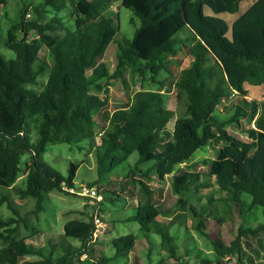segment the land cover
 Returning a JSON list of instances; mask_svg holds the SVG:
<instances>
[{
  "label": "trees",
  "instance_id": "trees-1",
  "mask_svg": "<svg viewBox=\"0 0 264 264\" xmlns=\"http://www.w3.org/2000/svg\"><path fill=\"white\" fill-rule=\"evenodd\" d=\"M241 1L121 0L140 19L128 37L119 33L115 17L104 13L109 0H20L19 17L4 39L14 56L0 51V185L15 188L21 197L35 198L40 211L49 192L75 186L79 167L71 162L65 176L46 164L43 154L49 145L79 144L99 136L98 177L89 185L117 201L119 195L102 185L110 181L112 170L135 154L122 185L127 179L136 189L137 203L127 222H137L143 236L150 239L157 234L169 244L172 256H181L173 232L180 223L160 218L167 212L156 199L160 188L151 182L168 176L180 203L194 193L200 210L188 203L198 216L196 230L212 241V253L199 255L196 264H255L254 254L264 248V222L249 224L247 217L256 208L264 216V98L248 99L246 83L264 87V0L253 1L231 25L204 10L208 6L216 14L234 13ZM27 10L33 16L25 21ZM63 12L71 13L73 25ZM1 27L0 20V34ZM113 42L118 50L111 71L102 57ZM44 46L48 57L40 55ZM182 49L191 60L170 85L176 90V109H171L166 104L165 91L170 89L164 90L165 74ZM124 66L158 88L142 86L126 105L109 112L108 92ZM232 96L240 100L222 115L220 103ZM174 117L169 138L167 125ZM99 118L104 120L100 131ZM243 119L254 125L243 126ZM229 125L240 126L248 138L229 131ZM216 140L223 144L215 147V157L202 159L206 171L183 168L199 148ZM24 154L28 158L23 159ZM22 172H26L24 187L16 183ZM4 203L12 207L6 193L0 196V205ZM215 208L213 220L219 224L226 221L220 215L223 211L238 217L237 232L229 241L221 235L212 237L207 230L206 215ZM14 222L13 216L0 217V264H21L30 256L40 258L27 263L128 264L138 238L135 232L113 236L108 240L111 252L95 256L88 254L99 240L94 215L90 220L67 221L64 233L48 239L45 246L14 236ZM83 254L87 258L81 259ZM131 264L140 263L135 257Z\"/></svg>",
  "mask_w": 264,
  "mask_h": 264
},
{
  "label": "rangeland",
  "instance_id": "rangeland-1",
  "mask_svg": "<svg viewBox=\"0 0 264 264\" xmlns=\"http://www.w3.org/2000/svg\"><path fill=\"white\" fill-rule=\"evenodd\" d=\"M255 0H242L239 5V10L230 12L214 13L210 7L205 6L204 10L207 14H214L225 18L231 25L232 21L243 13ZM22 4L20 0H7L4 4L0 2V20L2 23L0 34V51L5 53L6 56H14L13 50L6 47L4 39L7 35L8 27L19 17ZM105 14H111L115 17L116 22L120 23L121 35L125 34L131 37L139 25L140 19L133 14V11L127 7L121 5V0H109V4L105 9ZM32 11L27 10L24 20L28 21L32 18ZM63 16L69 24L73 25V16L69 12H63ZM134 16V21L131 18ZM32 36L35 33L28 27ZM184 32V30L182 31ZM228 35L231 36V30ZM49 49L44 46L40 52L41 56L48 57ZM117 43L110 44L105 51L102 61H104L109 69L113 71L117 63ZM191 57L186 49H182L177 55L173 56L169 68L170 73H166L167 78L165 80L166 104L171 109H176V90L171 83L179 77L183 68L187 67L190 63ZM45 77V76H42ZM42 80H45L42 78ZM153 87L158 88L157 85H152L149 82H144L138 71L132 70L129 66H124L122 69V75L113 80V84L110 86L109 101L106 110L109 112L114 111L117 108L126 105L132 98L134 92L141 87ZM246 87L249 90L248 99L254 98L262 100L264 98V87L262 85H254L246 83ZM102 92V91H100ZM103 93V92H102ZM240 100L237 96L230 98H224L219 105V112L229 114L233 108V105ZM104 110L101 114H104ZM97 125V130H101V124L104 120L100 119ZM243 126L248 127L253 124L247 119L241 121ZM175 123V117L167 125V136L171 138ZM254 125V124H253ZM228 130L247 139V134L244 130L237 125H229ZM89 139L83 140L79 144H69L64 142L52 143L49 145L47 151L43 154V159L46 164L59 170L65 176L68 175L71 162L79 164V167L74 178V185L80 189L82 184H92L98 177L97 171V156L95 145L99 142V136L92 138L89 143ZM223 144L222 141H214L210 146L199 148L191 159L183 164V168L192 169L197 171H206L208 168L204 166L202 159H212L216 156V148ZM28 154H24L23 159L28 158ZM131 162L135 161V154L130 157ZM116 169L112 170L108 176L110 181H107L104 186L106 189L116 192V196L119 195L117 201L107 199L102 195L100 199L91 198L89 196L82 195L80 193H73L69 191V186H64L62 190L55 189L49 192L44 200V208L40 211H36V199L33 197H21L15 188H8L0 185V196L4 193L10 197L12 207L8 203L0 205V217L15 218L13 225L17 228L16 237H27L28 241L33 242L38 246H45L47 240L57 239L58 234L64 233V224L71 219H84L90 220L94 211L100 214L105 222L101 227L99 240L92 243L93 246L88 254L99 256L103 252H111L109 250L110 244L108 240L113 236L120 234H127L135 232L137 240L135 246L130 253L128 264H131L132 260L136 257L140 264H196L199 255L212 253V241L210 237L200 234L196 230V224L198 223V216L194 215L190 209L189 204L194 205L200 210L199 202L194 198V193L186 195L187 202L180 203L178 201L179 195H176L171 191L170 180L168 176L165 180H154L152 186H158V192L156 199L162 205L166 212L160 216L161 219L170 217L174 222H179L180 226H174V234L176 237L177 253L181 254L180 257L172 256L169 253V244L163 240L157 234L152 235L150 239L143 236L139 230V224L137 222H127L128 217L134 212V206L137 203L136 189L134 186L126 181L123 187L122 182L125 180V174L129 168L128 162ZM26 172H22L18 177L17 185L25 186ZM189 199V200H188ZM190 202V203H188ZM101 211V213H100ZM215 211L211 210V213L206 215L207 218V230L212 237L221 235L226 241L231 240L239 225L238 217L235 213H220L226 221L219 224L213 220ZM168 220V219H167ZM170 220V219H169ZM249 224H257L258 222H264V216L261 208H256L249 212L247 217ZM264 241V231L261 233ZM102 240V241H100ZM69 241H73L75 245H79L77 239L69 237ZM1 244V242H0ZM92 252V253H91ZM88 254H83L81 259L87 258ZM92 255V256H93ZM40 258L39 256H30L22 259L21 264H38L27 263L28 261ZM255 264H264V248L260 249L259 255L254 254ZM162 260V261H160ZM233 260L235 258L233 257ZM120 264V263H119Z\"/></svg>",
  "mask_w": 264,
  "mask_h": 264
},
{
  "label": "built area",
  "instance_id": "built-area-1",
  "mask_svg": "<svg viewBox=\"0 0 264 264\" xmlns=\"http://www.w3.org/2000/svg\"><path fill=\"white\" fill-rule=\"evenodd\" d=\"M68 188H69V191H71L73 193H80L82 195L89 196L91 198L100 199L102 197V195L98 192L96 187L91 186L89 184H82L80 186V189L76 188L75 186H71V187L69 186ZM94 221H95L96 226H97L94 235L98 236V233L100 232L101 227L104 226L105 222L103 221L101 216L98 215L96 212L94 214Z\"/></svg>",
  "mask_w": 264,
  "mask_h": 264
}]
</instances>
